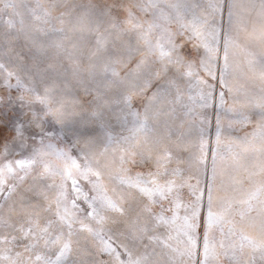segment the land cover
I'll list each match as a JSON object with an SVG mask.
<instances>
[{
  "label": "snow or ice",
  "instance_id": "6c2138e0",
  "mask_svg": "<svg viewBox=\"0 0 264 264\" xmlns=\"http://www.w3.org/2000/svg\"><path fill=\"white\" fill-rule=\"evenodd\" d=\"M0 264H264V0H0Z\"/></svg>",
  "mask_w": 264,
  "mask_h": 264
}]
</instances>
